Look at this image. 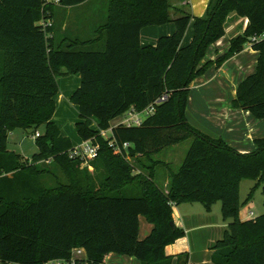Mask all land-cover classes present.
I'll return each mask as SVG.
<instances>
[{
    "label": "trees",
    "instance_id": "trees-1",
    "mask_svg": "<svg viewBox=\"0 0 264 264\" xmlns=\"http://www.w3.org/2000/svg\"><path fill=\"white\" fill-rule=\"evenodd\" d=\"M83 1L0 0V264L69 259L76 247L85 258L74 264H100L108 253L132 256L139 264H172L173 259L187 264V252L164 251L184 235L171 223V203L184 202H200L206 210L220 204L227 227L211 246L213 263L264 264V212L238 216L241 179L261 183L264 195V136L253 140V150L240 152L192 126L185 115L190 82L249 44L258 52L256 67L237 84L231 105L264 118V37L251 39L264 32V0H208L202 16L169 0H107L105 19L84 40L57 38L53 22L41 23L53 19L56 4ZM231 12L247 18L246 26L229 39L224 53L200 64L207 47L225 33ZM169 21L172 33L140 44L142 27ZM189 22L191 39L181 44ZM73 73L80 75L69 97L77 106L76 133L98 144L88 162L92 171L69 154L73 144L52 119L56 77ZM161 96L139 125L110 128V120L129 107L141 110ZM16 128L30 129L31 136L41 128L30 157L7 148ZM108 128L104 138L99 130ZM188 138L180 165L168 168L167 186L161 188L154 166L167 164L152 155ZM109 139L129 146L117 152ZM125 156L137 159L139 172ZM56 170L65 180L46 185L43 178ZM140 215L151 224L143 238L138 237Z\"/></svg>",
    "mask_w": 264,
    "mask_h": 264
},
{
    "label": "crops",
    "instance_id": "crops-1",
    "mask_svg": "<svg viewBox=\"0 0 264 264\" xmlns=\"http://www.w3.org/2000/svg\"><path fill=\"white\" fill-rule=\"evenodd\" d=\"M89 1L90 0H85L71 6L55 5L54 16L51 21L49 20V23H54L57 38L67 37L84 40L92 36V34L89 37L81 35V29L78 24L86 17L82 16V10L76 9L86 5ZM169 2L172 6L182 8L194 16H202L205 12L208 0H169ZM174 16L175 15H172V17ZM98 24L93 26L91 30L92 33ZM246 24L247 18L238 16L234 12L229 13L225 19V33L207 47L203 58L200 60V64L208 60L214 61L218 55L224 53L229 46V39L241 33ZM174 28L175 26L172 21L160 25L144 26L139 31L140 44H154L159 36L172 33ZM86 30L89 31V28ZM191 36L192 22H189L182 37L181 44L188 43ZM257 57L258 52L252 49L249 44H246L241 51L233 54L220 66L216 67L214 64L209 65L206 70L201 75L195 77L189 85V95L185 109L188 122L209 136L221 137L228 145L240 152H249L253 150L255 148L253 140L264 136V118L257 119L249 111L235 108L231 105V101L235 96L237 84L245 76L255 70ZM56 82L58 91L54 97L55 109L52 119L58 126L61 134L69 137L73 144L70 136L71 130L68 128V124H58L55 120V116L61 105H64L66 102L72 104L77 111V106L70 102L69 97L73 90L78 87L80 75L78 73H73L57 76ZM120 121L121 120L114 125L110 124V128L119 124ZM96 123L97 121L93 120L94 127H96ZM110 128H108L109 133ZM17 129L19 128L13 129L9 133L7 141V148L15 152L17 151L13 148H9L8 145L10 142L9 138L13 136ZM39 130L41 131V128L38 129V131ZM78 139L80 141L82 140L79 136ZM21 155L24 156L23 154ZM125 157L134 165L133 171L139 172L140 163L137 164V159L129 156ZM141 162L148 164L147 160L144 158L141 159ZM165 163L168 165L167 162ZM87 167L88 170L92 171L91 165L88 164ZM166 167L168 169V166ZM244 179L246 178L240 180L239 189ZM167 183L168 179H165L161 188L165 189ZM239 203L238 216L240 219L255 217L249 209V207L254 205L251 201V197L246 199L249 210H242L241 205L243 203L245 204V202H241L240 198ZM171 214L173 223L183 228L184 235L177 238L174 242L167 244L164 247L165 253L168 255H176L181 252H187V264H215L210 259L211 246L215 240L222 236L227 227V221L223 220L220 213V204L217 206L215 202L210 210H206L204 205L200 202L171 203ZM140 216L138 217V237L142 238L149 233L151 224L147 221L141 222ZM114 254L117 253L106 254L103 258V263L129 264L133 262V264H139L138 260L136 259L137 261H135V258L132 256L121 254H117L120 255L117 256ZM125 256H127V259ZM81 258H85L84 250L83 253H81ZM112 258H117L116 262H110L109 260ZM172 264H176L175 259H173Z\"/></svg>",
    "mask_w": 264,
    "mask_h": 264
},
{
    "label": "rangeland",
    "instance_id": "rangeland-1",
    "mask_svg": "<svg viewBox=\"0 0 264 264\" xmlns=\"http://www.w3.org/2000/svg\"><path fill=\"white\" fill-rule=\"evenodd\" d=\"M53 1L55 2V0ZM106 5H107L106 0H90L86 5L76 8L82 10V16L86 17L78 24L79 28L81 29L80 33L82 36H86V37L91 36L92 34L91 30L93 26L100 23L103 20L104 16L106 15ZM87 28H89V31L86 30ZM55 120L57 121L58 124H62V123L68 124L67 126L71 130L70 136L72 138L73 145H77L81 142L78 139V135L74 129V122L78 120V113L72 104L66 102L64 105H61L57 115L55 116ZM119 120H121V116L117 118H113L110 121V124L114 125ZM30 132H31L30 129L19 128L15 130L13 136L9 138L10 140L8 145L9 148L15 149L17 152L23 154L25 157H30L31 154H33L37 150L34 144V137L31 136ZM105 133L106 135H108L109 132L106 131ZM190 142H191V138H188L176 144L167 146L162 150H160L159 152L154 153L152 155V159L167 162L168 168L171 169L172 171H175L180 165L186 153V150L190 145ZM147 163L150 164V161L147 160ZM84 165L86 164H81L80 166L82 167ZM43 179L46 185L51 186L54 185L56 183V180L58 179L61 181L65 180V177L59 170H56L54 176H45ZM165 179H168L167 167L162 164L155 165L154 180L156 184L162 187L163 181ZM256 183H257L256 180L246 178L243 180L239 189V198L241 202H245V204L243 203L241 205L242 210L246 211L250 209L254 216H257L264 212V195L261 193V183H259V185ZM252 187H254L253 188L254 190L251 195V201L254 203V205L249 207L248 209V206L246 204V199L248 197L250 188ZM216 205L218 206L219 202H216ZM140 218H141V222H146L143 216H140ZM125 257L127 259V256ZM116 259L117 258H112L109 261L116 262ZM134 260L137 261L136 258ZM129 264H133V262H130Z\"/></svg>",
    "mask_w": 264,
    "mask_h": 264
},
{
    "label": "built area",
    "instance_id": "built-area-1",
    "mask_svg": "<svg viewBox=\"0 0 264 264\" xmlns=\"http://www.w3.org/2000/svg\"><path fill=\"white\" fill-rule=\"evenodd\" d=\"M58 0H55L57 2ZM44 24H50L49 21L41 22ZM264 37V32L260 35H254L251 37L252 40ZM164 99V96L159 97L155 101L148 104L141 110H136L133 106L129 107L122 115L120 123L124 125H139L145 117L149 114L153 113L154 106L156 103ZM106 131L109 132L108 129H100L99 133L104 138H109L110 133L106 135ZM39 132L37 131L33 137L37 136ZM108 144L114 148L115 151L120 152L121 149H126L129 146L128 142H122L121 145L118 144L115 140L109 139ZM98 144L94 143L91 139L81 140V142L69 151L71 156H77L81 160V164H86L88 166V162L93 159L97 155ZM81 253H83V249L76 247L71 250V255L69 259H53L49 260L43 264H74L76 259L81 258ZM100 264H104L103 262Z\"/></svg>",
    "mask_w": 264,
    "mask_h": 264
},
{
    "label": "water",
    "instance_id": "water-1",
    "mask_svg": "<svg viewBox=\"0 0 264 264\" xmlns=\"http://www.w3.org/2000/svg\"><path fill=\"white\" fill-rule=\"evenodd\" d=\"M171 223H173V221H171Z\"/></svg>",
    "mask_w": 264,
    "mask_h": 264
}]
</instances>
